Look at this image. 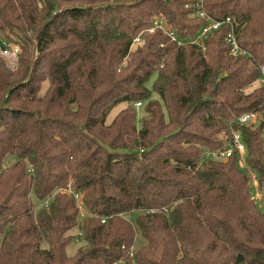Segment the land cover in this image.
<instances>
[{
	"label": "trees",
	"instance_id": "1",
	"mask_svg": "<svg viewBox=\"0 0 264 264\" xmlns=\"http://www.w3.org/2000/svg\"><path fill=\"white\" fill-rule=\"evenodd\" d=\"M0 37V264H264V0H0Z\"/></svg>",
	"mask_w": 264,
	"mask_h": 264
},
{
	"label": "built area",
	"instance_id": "2",
	"mask_svg": "<svg viewBox=\"0 0 264 264\" xmlns=\"http://www.w3.org/2000/svg\"><path fill=\"white\" fill-rule=\"evenodd\" d=\"M200 17L205 18L207 20L206 24L202 27L201 31L199 32L198 36L193 40L195 43H201L202 37L208 34L209 32L216 30L222 26L223 23L231 22L229 17L225 18V20H214L211 19L209 15H207L204 11H199L197 13ZM155 25L167 32L172 38H174V34L171 30L168 29L166 24L163 23L162 20L155 22ZM149 32H153V29H149ZM227 42L230 44V54L234 57L237 56H244L247 52L242 49L236 37L234 36L233 30H231L226 37ZM135 42H139V38L135 39ZM19 53V48L15 44L8 43L4 39L0 37V55L6 58L9 62L14 63L17 60V56ZM260 74L261 78L264 81V65H260ZM135 106H140V102H136ZM257 121V114L254 112L245 113L240 115L237 118V123L239 125L249 126L252 123ZM221 139L223 141L222 147L212 151H206L205 154L211 157L214 160H227L232 156H236L238 160V164L240 167L244 166V157L246 154V145L242 140V135L238 129H233L228 135L222 132ZM69 195H72L74 200L77 203L79 208V215L85 216L88 211L83 207L81 202V194L79 192L74 191L71 187L66 188L65 190H61ZM48 201L45 202V204Z\"/></svg>",
	"mask_w": 264,
	"mask_h": 264
},
{
	"label": "rangeland",
	"instance_id": "3",
	"mask_svg": "<svg viewBox=\"0 0 264 264\" xmlns=\"http://www.w3.org/2000/svg\"><path fill=\"white\" fill-rule=\"evenodd\" d=\"M152 83H153V82L150 81L148 86L151 87ZM259 83H260V82H259ZM259 83H258V81H257V82L254 83V85L251 86L250 88H252V87H254V86H257ZM46 87H47V83H45V84L43 85L42 90H41V93L44 92V90L46 89ZM250 88L247 89V90H250ZM115 113H116V112H112L111 116H113ZM138 115H139V117H141V114H138ZM262 135H263V148H264V133H263ZM219 136H222V132L220 133ZM9 163H12V162L9 161ZM251 177H252V178L254 177V179L250 182L251 194H252V196L254 197L255 202H256V204L258 205V207L262 208V207H263V202H262V199L259 198V197L261 196V192H260V189H259V187H258V185H257L258 183H257V179H256V174H255L254 172H251ZM133 215H134V214H133ZM133 215L131 216L132 219H133V217H134ZM70 233L73 234V235H77V230L73 229L72 231H70ZM77 236H78V235H77ZM78 237H79V236H78ZM78 237H76V238H75V239H74V240H73V241L67 246V253H68L69 255H73V254L77 251V249L79 248V246L82 244V242L79 240Z\"/></svg>",
	"mask_w": 264,
	"mask_h": 264
}]
</instances>
